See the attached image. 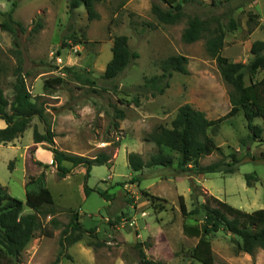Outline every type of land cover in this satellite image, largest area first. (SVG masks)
Returning <instances> with one entry per match:
<instances>
[{
  "label": "rangeland",
  "instance_id": "rangeland-1",
  "mask_svg": "<svg viewBox=\"0 0 264 264\" xmlns=\"http://www.w3.org/2000/svg\"><path fill=\"white\" fill-rule=\"evenodd\" d=\"M14 1L17 7L13 17L23 24L24 31L18 29L15 37L0 29V88L4 95L13 100L16 73H21L33 98L41 97L55 134L54 148L89 158L101 152L112 157L109 165L92 167L87 180L86 169L80 166L66 178L59 177L53 162L41 161L42 152L43 157L53 159L51 145L34 147V127L44 131L38 119L21 137L0 145V184L24 203L17 223L22 224L23 217L32 212L25 206V184L42 172L55 202L44 213L54 211L55 215H42L41 221L50 228H54L50 224L53 218L60 222L53 237L37 232L23 253L24 264H52L63 251L61 234L75 214L85 232L81 241L68 245L60 264H139L140 249L148 259L161 264H202L192 258L198 239L183 231L186 224L202 222L182 215L180 196L188 210L195 209L193 185H198L201 193L245 212L264 208V130L262 139L249 142L247 149L240 147V140L250 136L243 113L222 124L215 136L226 154L234 152L243 160L234 174L169 177L170 172L161 168L134 172L129 166V153L147 161L157 151L150 136L160 126L171 128L181 106L190 104L213 120L230 112L231 87L224 82L217 62L209 57L205 40L193 44L182 40L187 18L176 25L159 23L152 6L162 5L161 0H97L99 19L93 21L84 6L71 13L68 0H0V13L8 12ZM185 12L187 17H217L224 26L230 18L237 22L235 31L225 27L222 55L232 62L248 63L253 42L264 41V0H192L185 5ZM249 13L259 16L252 34L248 33ZM4 20L0 15V23ZM38 22L42 27L35 32ZM118 36L128 38L129 48L138 58L118 79L106 80L103 75ZM179 55L189 60L188 74L175 73L163 95L142 96L138 107L131 103L136 96L134 87L160 75L162 62ZM67 68L82 75V80L68 74ZM263 76L261 71L255 80ZM56 77L65 78L66 83L45 91L46 81ZM245 81L250 84L249 75ZM116 108L126 113L124 120H117L118 128L113 126ZM255 124L264 128L262 119H256ZM248 153L255 160L248 159ZM220 158L214 154L203 164ZM36 160L49 167L36 166ZM64 165L72 167L70 163ZM248 174L254 176L252 187L246 183ZM135 178L140 182L133 183ZM100 193H105V198ZM151 195L165 200L158 202L163 209L154 206ZM204 202L201 196L199 204ZM79 234L76 231L70 236ZM209 238L215 264H264V250L254 256L237 252L232 239L238 238L223 230Z\"/></svg>",
  "mask_w": 264,
  "mask_h": 264
},
{
  "label": "trees",
  "instance_id": "trees-1",
  "mask_svg": "<svg viewBox=\"0 0 264 264\" xmlns=\"http://www.w3.org/2000/svg\"><path fill=\"white\" fill-rule=\"evenodd\" d=\"M229 2L230 0H223ZM97 0H68L71 13L84 6L90 21L99 19L96 10ZM162 5L153 4L152 13L161 24L176 25L187 18L186 27L182 33V40L186 44H193L200 40H205L206 51L212 59L217 62L220 74L224 82L231 87L229 94L231 109L230 112L218 119H209L204 111L194 108L190 104L181 106L175 119L171 123V128L160 126L150 136L149 141L155 143L157 151L146 161L137 153L128 154V163L134 172H142L144 169L161 168L169 171V177L199 176L211 173L234 174L238 171L243 162L236 153L226 154L224 149L217 145L215 136L220 127L227 120L243 113L247 122V129L250 136L240 140V147H248L249 142L262 139L264 128L255 124L256 119L264 122V76L261 80H255L256 75L264 71V41H255L251 47V59L248 63L232 62L222 55L225 46L226 29L235 31L238 28L237 22L230 18L226 26L221 24L219 18H203L199 15L187 17L185 5L192 0H161ZM17 7L14 1L10 10L2 15L4 22L0 23V29L9 32L17 37L18 29L24 31L22 23L15 21L13 15ZM257 14L248 15V33L252 34L258 27ZM42 23L38 22L35 32L39 31ZM138 58V55L129 48L128 38L118 36L114 39L112 48V59L107 64L103 78L106 80L118 79ZM189 60L183 55L171 56L164 60L161 65L160 75L145 79V81L134 87L135 98L131 103L140 106V97H155L163 95L170 87V80L175 73L188 74L187 65ZM66 72L78 80H82V75L67 68ZM246 75L250 77V84L246 85ZM90 84H94L86 79ZM66 83L63 77H56L47 80L44 88L49 91L54 86H62ZM14 96L10 102L0 88V121L5 127L0 128V145H7L21 137L30 127L34 119H38L43 125L44 131L40 132L38 126L33 129V141L35 144L47 143L51 145L49 151L53 154V165L57 168V174L61 178H66L74 168L83 167L86 169V180L90 177V172L94 166L109 165L112 157L108 153L101 152L94 158L79 156L54 148L55 134L47 120L46 109L40 102V98H33L27 88L25 78L21 73H16V81L13 84ZM128 95V94H127ZM128 105H131L130 102ZM115 121L113 126L118 128L117 120H124L126 113L124 110L115 109ZM214 154H219L220 159L208 165L203 164V160ZM247 154V158H251ZM64 163H70L68 168ZM36 166L48 168V165L40 161H35ZM253 175L245 176L248 187H252ZM139 183L135 178L133 183ZM26 202L32 214L23 217V222L17 223L24 211V203L12 197L6 187L0 184V264H24L23 253L36 237L38 231L44 236L53 237L54 229L60 226V222L53 218L50 222L54 228L43 225L42 215H55V212L44 213L47 207L55 206L53 195L46 185V174L42 172L37 177H31L25 184ZM85 188L90 191L87 184ZM192 197L195 202V209L188 210L185 198L180 196L179 203L182 215L186 218L194 217L201 224H186L183 227L184 234L190 238L198 239V243L192 251V258L202 264H215L210 235L220 230L231 234L236 238L232 241L236 245L237 252H243L254 256L258 250H264V208L248 213L235 208L230 204L201 193V187L193 185ZM200 193V194H199ZM105 198V193H100ZM205 197V202L199 204V198ZM155 207L163 209L158 202H164L156 196H149ZM201 218V220L199 219ZM78 214L71 219V224L63 230L60 239L62 252L52 264H60L64 251L68 245L75 244L82 240L81 233L85 232L78 223ZM79 232L74 237L71 233ZM94 234L95 230H88ZM96 245V244H95ZM89 244V246H95ZM100 245V244H97ZM139 264H161L148 259L143 249L139 250Z\"/></svg>",
  "mask_w": 264,
  "mask_h": 264
},
{
  "label": "crops",
  "instance_id": "crops-1",
  "mask_svg": "<svg viewBox=\"0 0 264 264\" xmlns=\"http://www.w3.org/2000/svg\"><path fill=\"white\" fill-rule=\"evenodd\" d=\"M209 118V117H208ZM210 119V118H209ZM3 127H5V124H4V122H2V121H0V128H3ZM34 147H38V144H34ZM36 150H37V148H36ZM43 153V152H42ZM42 153H40V157H41V161H43L44 163H52L53 162V159L51 158V159H47V158H45V157H43V155H42ZM51 153V152H50ZM38 154H39V152H38ZM52 154V153H51ZM52 156H53V154H52ZM38 161V160H37ZM40 161V162H41ZM42 162V163H43ZM202 176V175H201ZM32 211V210H31ZM33 213V211L31 212V214Z\"/></svg>",
  "mask_w": 264,
  "mask_h": 264
}]
</instances>
